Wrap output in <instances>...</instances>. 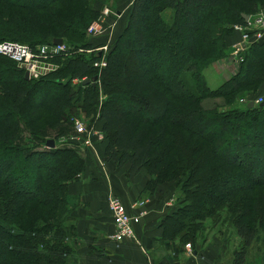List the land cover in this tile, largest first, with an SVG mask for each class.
Listing matches in <instances>:
<instances>
[{"label": "trees", "instance_id": "1", "mask_svg": "<svg viewBox=\"0 0 264 264\" xmlns=\"http://www.w3.org/2000/svg\"><path fill=\"white\" fill-rule=\"evenodd\" d=\"M28 1L0 0V42L35 48L61 39L73 53L38 80L0 55V264H76L84 244L73 215L79 202L68 190L83 180L88 148L55 140L47 148L45 135H63L81 113L103 122V162L127 166L130 184L146 172L144 196L173 183L177 204L161 224L173 251L183 243L195 249L204 220L222 216L240 239L232 264H248L247 249L260 242L264 264V105L232 102L255 95L264 80V42L245 44L237 73L218 88L203 78L205 67L229 54L233 26L264 9V0H133L99 71L92 63L105 40L86 29L102 0ZM127 56L141 62L128 78ZM94 76L93 85L71 83ZM207 99L232 107H204Z\"/></svg>", "mask_w": 264, "mask_h": 264}, {"label": "crops", "instance_id": "2", "mask_svg": "<svg viewBox=\"0 0 264 264\" xmlns=\"http://www.w3.org/2000/svg\"><path fill=\"white\" fill-rule=\"evenodd\" d=\"M132 1L115 0L114 5H110L117 17L105 19V34L98 36L104 38L105 46H112L124 29ZM111 23L113 26L110 28ZM98 37L94 39L97 40ZM232 41L231 37L226 39L227 47H230ZM263 42L264 34L257 43ZM255 95V100H264V80ZM102 124L103 122H98L97 128L102 127ZM99 143L87 150V171L83 180L70 184L68 190L79 202L73 215L77 219L76 232L85 241L83 247L76 252V264H219L218 259L223 255L220 240L214 239L213 244L205 250L197 245L191 251L183 243L179 245L177 252L162 241V221L176 204L173 183L158 186L153 195L144 196L142 191L148 179L146 172L141 170L133 183H128L125 175L127 166L117 169L113 162H103L106 142L102 140ZM112 195L119 198L129 212H134L131 206L135 201H144L145 214L134 225V241L127 239L117 243L113 239L115 227L106 203Z\"/></svg>", "mask_w": 264, "mask_h": 264}, {"label": "built area", "instance_id": "3", "mask_svg": "<svg viewBox=\"0 0 264 264\" xmlns=\"http://www.w3.org/2000/svg\"><path fill=\"white\" fill-rule=\"evenodd\" d=\"M117 17L116 12L111 9L110 5L105 4L100 11L99 17L89 23L86 29L87 36H101L105 34V19H113ZM113 23L110 24V28ZM234 32L239 34L240 40L232 44V53L237 61L241 62V53L245 47V44L249 42H258L263 38L264 34V9L258 10L255 15L249 16L244 21L243 25L233 26ZM244 45V47L242 46ZM108 45H103L97 48L101 56L99 59H95L92 66L96 67L97 70H101L106 65L105 52ZM72 48L62 41L61 45L54 44V41L50 43L38 44L35 48H31L27 43H18L11 40L0 42V55L6 58H10L13 63L22 70L24 73L27 72L29 80H38L43 78L51 72L58 69V60L67 54H71ZM82 51V49H78ZM89 52V51H87ZM261 99V98H260ZM256 100V105L260 104L262 100ZM75 131L77 136L71 137L72 143H79L85 145V148L92 146L91 132L86 130L82 122L75 120ZM107 208L109 214L114 222L115 231L113 239L117 243L127 241V239L135 240L134 225L137 224L145 214L143 211L144 201H135L131 206L134 212L124 206L121 200L114 195L109 196L107 200ZM189 248V245H186ZM190 249V248H189Z\"/></svg>", "mask_w": 264, "mask_h": 264}, {"label": "rangeland", "instance_id": "4", "mask_svg": "<svg viewBox=\"0 0 264 264\" xmlns=\"http://www.w3.org/2000/svg\"><path fill=\"white\" fill-rule=\"evenodd\" d=\"M15 1H17L19 3L31 2L28 0H15ZM114 1L115 0H113V1L112 0H102L101 5H102V7L105 4L113 6ZM34 2H35V0H34ZM143 24H144V22L141 21L140 26H142ZM86 36H87V32H86ZM87 37H89V36H87ZM230 37L233 40L232 43H236L240 40L239 34L234 32V30L232 31V35H230ZM230 37L225 38V41H226V39H230ZM112 39H113V37H112ZM129 40H131L130 37H129ZM232 43H231L230 47H227V45H226V47L229 49V54L227 55V57H225L224 59H218V61L216 63L212 64L209 67H205L203 70V74H204L203 78L205 79V82H206L208 88H210L212 90L218 88V86L220 84H222L224 81L231 78V76L236 74L238 69H239L240 62L236 60V58L234 57V54L232 53V49H233ZM255 43H257V42H249V43H247V45L249 46V45H253ZM225 44H226V42H225ZM108 47H109L108 50H110V48L112 49V46L108 45ZM124 61H125V63H124L125 64V73L127 74L126 78H128V75L133 73L132 71H134L135 68L141 64V62L139 60H137L135 56L130 57V58L127 56V58H124ZM62 66H63V63L58 62V66H57L58 69L56 71H53V72H55V73L58 72L62 68ZM162 71H163V67L160 65H159V67H157L155 69V72L157 74H160ZM53 72H51V74ZM51 74H49V75H51ZM49 75H47V76H49ZM47 76H45V77H47ZM66 79H62V80L66 81ZM81 80L83 81L85 79H83V78H80L79 80L72 79L71 83L77 84V83H80ZM33 95H34L33 96V103L36 105L37 102L39 101V99L43 97V95H42L41 91H38ZM256 97H257L256 95H252V94H250V92L246 91L245 93L241 94L239 97H236L237 99L235 98L234 101L232 100V102L235 103L237 107H243L242 105H246L248 101L255 102L256 100L254 98H256ZM203 105H204V107H209V108L216 106L218 111L219 110L228 111L232 107V104L228 105V106H224L222 99H218L215 101H209L207 99V100H205ZM125 109L126 108L122 103V105L120 106V111L121 112L125 111ZM74 118H76L75 120L82 122L85 129L91 132V141L93 143L92 145L100 144L99 142H101L102 140L105 141V135L102 134V132H101L102 127L98 126V128H97L98 121L95 120L96 118L93 120L92 119H86L84 117V114H82V113L74 116ZM75 120H73V124H68L69 128L66 131V133H64L63 135L57 136V131L54 129V131L48 130V132L45 136L48 137V140L49 139L55 140L56 144H60L61 142L66 141L68 143V145H70V138L77 136V135H75L76 134L75 124H74ZM55 137H56V139L58 138V143H57ZM83 146L84 145L82 144L81 146H77V147L74 146V147H75V149H78L80 152H82V151H84V149L82 148ZM234 183L235 182H233V184ZM229 187H230V184L227 185V188H229ZM174 194H176V188H175ZM177 194H179V193L177 192ZM176 204H177V198H176ZM222 215L224 216V212L222 213ZM238 238L239 237L236 236L233 227L229 224L228 221H226L225 218H223L222 216H220V217L217 216L216 218H213L212 216H210V218H207L204 220L203 228H202L201 232L198 233V235H197V241H196V244L194 245V247L196 248L197 245H200L201 250H205L211 244H213V242L215 241L214 239L220 240L223 244V245H221V248H223V255L218 259L217 263H219V264H232V262H233L232 259L234 257L233 253H234V251L238 250V248L240 247V239H238ZM81 241H82V244H85L84 240L81 239ZM186 245H189L190 250L193 249L190 244H185V246ZM261 248H262L261 242L260 243H252V246L249 249H247V252H246V257H245L246 263L248 262V264H263L259 261ZM189 254H191V252H189Z\"/></svg>", "mask_w": 264, "mask_h": 264}, {"label": "water", "instance_id": "5", "mask_svg": "<svg viewBox=\"0 0 264 264\" xmlns=\"http://www.w3.org/2000/svg\"><path fill=\"white\" fill-rule=\"evenodd\" d=\"M242 17H243L244 20H247V19L249 18V16L246 15V14H243ZM53 41H54V44H56V45H61V44H62V40H61V39H55V40H53ZM242 46L244 47V45H242ZM24 78L27 79V80H29V79H28V74H27V72L24 73ZM95 78H97V77L94 76L92 80H91V79H85V80L82 81V84H83V85H87V84H91V85H93V84L95 83V80H96ZM260 105H261V106L264 105V100H262V101L260 102L259 106H260ZM246 106L252 108V107L254 106V102H252V101H251V102L248 101L247 104H246ZM54 145H55V142H54L53 139H49V140H47V141H46V144H45V146L48 147V148H54Z\"/></svg>", "mask_w": 264, "mask_h": 264}]
</instances>
